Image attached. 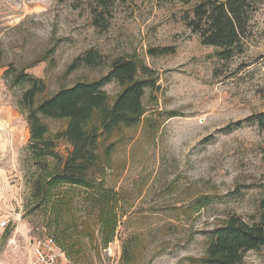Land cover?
Segmentation results:
<instances>
[{"label": "rangeland", "instance_id": "1", "mask_svg": "<svg viewBox=\"0 0 264 264\" xmlns=\"http://www.w3.org/2000/svg\"><path fill=\"white\" fill-rule=\"evenodd\" d=\"M105 1L106 9L99 0H0V119L16 123L0 128V264H30L43 237L55 239L65 264H202L209 232L231 217L260 221L264 130L252 122L224 129L264 112V9L244 53L224 62L183 25L193 2ZM162 48L169 54L151 55ZM90 50L103 65L70 70ZM117 59L134 60L138 78L154 80L141 123L100 141L91 176L101 191L50 186L56 161L37 164L28 151V110L20 102L32 85L16 77L43 82L38 103L106 76ZM122 89L104 88L109 104ZM43 122L67 158L71 146L56 134L69 121ZM129 245L134 255L126 263ZM241 264H264V247Z\"/></svg>", "mask_w": 264, "mask_h": 264}, {"label": "trees", "instance_id": "2", "mask_svg": "<svg viewBox=\"0 0 264 264\" xmlns=\"http://www.w3.org/2000/svg\"><path fill=\"white\" fill-rule=\"evenodd\" d=\"M102 8H107L105 0H99ZM192 7L183 12L182 22L186 28L199 36L202 43L217 49V57L230 62L244 53L247 43L257 27V16L264 9V0H180ZM102 13L95 12L96 23ZM169 54L168 48L151 50ZM3 48L0 40V71L3 69ZM70 70L82 67L97 68L103 65L102 55L90 50L76 58ZM139 66L131 59H117L106 76L93 82H79L71 87L61 89L53 97L37 103L44 84L23 73L18 75L16 83H30L32 86L24 91L20 107L28 110L27 122L30 141L28 151L37 164L42 158L56 161L57 170L50 180V186L64 184L77 186L91 191H101L103 186L94 182L91 172L98 160L99 143L103 138L111 139L114 132L121 128L138 126L144 115L143 99L146 91L154 89V80L139 79ZM143 74L152 76L146 66ZM117 83L122 92L109 104V97L104 88ZM43 119L67 120L66 130L57 133V140H64L71 146L70 154L64 158L56 151V140L48 137V125ZM98 122L99 126L96 124ZM252 122L264 130V112L252 115L245 121H239L232 127L224 129L229 132L233 127H241ZM109 147L107 150L111 152ZM264 190V185L262 186ZM105 201L109 198L104 196ZM260 218L255 224H248L239 217H231L220 227L209 232V241L202 264H241L251 251L264 247V192L260 201ZM112 219L106 215L102 225L107 227ZM113 229V227H112ZM115 230H113L114 233ZM133 245L124 248V260L130 263L133 257Z\"/></svg>", "mask_w": 264, "mask_h": 264}, {"label": "built area", "instance_id": "3", "mask_svg": "<svg viewBox=\"0 0 264 264\" xmlns=\"http://www.w3.org/2000/svg\"><path fill=\"white\" fill-rule=\"evenodd\" d=\"M7 225L8 221L1 223L2 227ZM33 256L30 264H65L66 262V255L53 237H43L38 241L34 246Z\"/></svg>", "mask_w": 264, "mask_h": 264}, {"label": "crops", "instance_id": "4", "mask_svg": "<svg viewBox=\"0 0 264 264\" xmlns=\"http://www.w3.org/2000/svg\"><path fill=\"white\" fill-rule=\"evenodd\" d=\"M8 127L10 126L11 129H14L16 126L15 121H13L10 117L9 118H2L0 119V128L2 127ZM8 132H6V135ZM6 135H4L6 137ZM28 136L30 137V133L28 132ZM13 138H14V144L16 145L19 142V137L15 133H13Z\"/></svg>", "mask_w": 264, "mask_h": 264}]
</instances>
